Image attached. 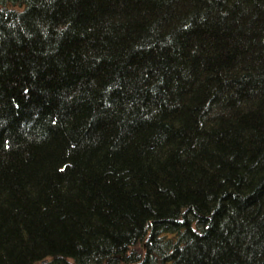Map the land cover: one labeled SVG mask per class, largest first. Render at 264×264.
Here are the masks:
<instances>
[{
  "label": "trees",
  "instance_id": "trees-1",
  "mask_svg": "<svg viewBox=\"0 0 264 264\" xmlns=\"http://www.w3.org/2000/svg\"><path fill=\"white\" fill-rule=\"evenodd\" d=\"M0 264H264V0H0Z\"/></svg>",
  "mask_w": 264,
  "mask_h": 264
}]
</instances>
